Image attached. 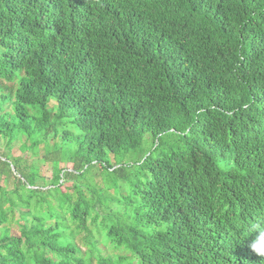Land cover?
<instances>
[{
  "label": "trees",
  "instance_id": "obj_1",
  "mask_svg": "<svg viewBox=\"0 0 264 264\" xmlns=\"http://www.w3.org/2000/svg\"><path fill=\"white\" fill-rule=\"evenodd\" d=\"M257 218L264 0H0V264H264Z\"/></svg>",
  "mask_w": 264,
  "mask_h": 264
},
{
  "label": "clouds",
  "instance_id": "obj_2",
  "mask_svg": "<svg viewBox=\"0 0 264 264\" xmlns=\"http://www.w3.org/2000/svg\"><path fill=\"white\" fill-rule=\"evenodd\" d=\"M250 230L260 231L264 235V220L257 218L250 222ZM252 247L257 254L264 255V242L256 243Z\"/></svg>",
  "mask_w": 264,
  "mask_h": 264
},
{
  "label": "rangeland",
  "instance_id": "obj_3",
  "mask_svg": "<svg viewBox=\"0 0 264 264\" xmlns=\"http://www.w3.org/2000/svg\"><path fill=\"white\" fill-rule=\"evenodd\" d=\"M18 144H16L14 147H13V150H12V155L13 156H18L19 155V153H18ZM45 173H46V175L47 176H49V171H47V169H45ZM107 252H110V253H113V254H116V255H121V256H123L124 255V253H122V252H116V251H113V250H111V248L110 247H107Z\"/></svg>",
  "mask_w": 264,
  "mask_h": 264
}]
</instances>
